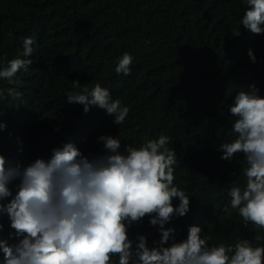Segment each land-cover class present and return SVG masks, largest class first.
Returning a JSON list of instances; mask_svg holds the SVG:
<instances>
[{"label":"trees","instance_id":"1","mask_svg":"<svg viewBox=\"0 0 264 264\" xmlns=\"http://www.w3.org/2000/svg\"><path fill=\"white\" fill-rule=\"evenodd\" d=\"M245 10L244 0H0V67L20 56L25 38L35 41L33 63L17 74L22 96L0 100L6 167L48 160L67 143L87 157L102 155V135L117 137L123 151L163 133L177 156L174 183L190 197L189 212L164 226L176 229V242L187 239L190 226L202 229L201 238L210 236V246L264 236L236 212L229 218L222 211L231 187L245 183L242 154L226 161L218 151L234 139L229 108L252 84L264 97V34L239 23ZM234 30L241 34L233 37ZM125 52L133 57L131 74L117 75ZM76 80L89 90L100 83L128 106L125 123L114 125L105 110L85 114L83 105L69 104L67 94L79 91L72 87ZM8 87L0 79V88ZM0 224V239L17 243L7 214H0ZM128 235L134 242L145 235L150 248L161 238L147 217Z\"/></svg>","mask_w":264,"mask_h":264},{"label":"clouds","instance_id":"2","mask_svg":"<svg viewBox=\"0 0 264 264\" xmlns=\"http://www.w3.org/2000/svg\"><path fill=\"white\" fill-rule=\"evenodd\" d=\"M244 3L239 23L255 35L264 34V0ZM240 34L233 31V37ZM34 43L33 38H25L20 56L0 67V79L10 86L0 88V100L22 96L17 74L27 72L33 63L29 57ZM247 55L256 62L252 50ZM132 62L125 52L118 59L116 74L130 75ZM72 87L79 91L67 94L69 104L83 105L85 114L92 107L105 110L114 117V125L125 123L129 107L113 99L100 83L89 90L76 80ZM259 91L252 84L234 96L229 108L236 118L234 139L221 143L218 151L226 161L242 154L244 165L245 183L231 187L230 202L222 211L229 218L236 212L245 226L252 223L264 229V97ZM5 128L0 123V132ZM98 142L103 154L91 158L72 143L54 148L50 159H36L27 166L6 167L0 155V214H7L14 230L10 239L18 240L9 245L0 239L5 264H115L117 258L119 264H264L260 234L253 240L237 238L235 243L210 246L211 237L201 238L199 226H190L181 242H176V229L165 230L174 216L184 217L190 210V197L174 183L177 156L168 146L171 137L163 133L146 137L138 147L126 145L123 151L117 137L102 135ZM177 198L179 204L174 206ZM145 217L151 226H159L161 236L151 248L145 235H137L135 242L128 235L132 225L142 224Z\"/></svg>","mask_w":264,"mask_h":264}]
</instances>
